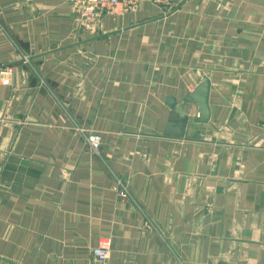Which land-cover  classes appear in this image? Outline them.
Instances as JSON below:
<instances>
[{"label": "crops", "instance_id": "0c3cea01", "mask_svg": "<svg viewBox=\"0 0 264 264\" xmlns=\"http://www.w3.org/2000/svg\"><path fill=\"white\" fill-rule=\"evenodd\" d=\"M86 7L0 0V264H264V0Z\"/></svg>", "mask_w": 264, "mask_h": 264}, {"label": "built area", "instance_id": "2783aa9c", "mask_svg": "<svg viewBox=\"0 0 264 264\" xmlns=\"http://www.w3.org/2000/svg\"><path fill=\"white\" fill-rule=\"evenodd\" d=\"M148 1L157 6H164L171 9L176 8L179 0H87L86 11L90 14L95 13L96 9L101 12H109L113 14L119 13L121 7L123 11H135L138 9L140 3ZM12 68L0 69V82L6 85L12 84ZM87 141L95 153H99L102 146V137L95 132H89ZM123 196H127L126 189H123ZM112 251L111 238H104L100 244L93 249V254L98 261V264H108Z\"/></svg>", "mask_w": 264, "mask_h": 264}, {"label": "water", "instance_id": "95a60500", "mask_svg": "<svg viewBox=\"0 0 264 264\" xmlns=\"http://www.w3.org/2000/svg\"><path fill=\"white\" fill-rule=\"evenodd\" d=\"M95 13H101L99 9ZM210 80H205L196 89L190 93L181 103L174 97H168L167 105L171 108L168 123L166 125L164 135L171 137H184L187 126L190 123L189 115L190 105L198 106L199 115L195 118L196 122L208 123L211 118L210 107Z\"/></svg>", "mask_w": 264, "mask_h": 264}]
</instances>
